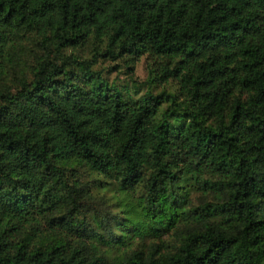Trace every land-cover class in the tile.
I'll return each mask as SVG.
<instances>
[{
  "label": "trees",
  "instance_id": "obj_1",
  "mask_svg": "<svg viewBox=\"0 0 264 264\" xmlns=\"http://www.w3.org/2000/svg\"><path fill=\"white\" fill-rule=\"evenodd\" d=\"M28 32L40 51L4 84L11 36ZM89 39L90 59L67 51ZM143 53L147 82L177 92L125 100L92 69ZM73 164L142 185L154 235L178 212L193 223L108 259L58 231L87 233ZM186 180L216 200L185 209ZM0 264H264V0H0Z\"/></svg>",
  "mask_w": 264,
  "mask_h": 264
},
{
  "label": "rangeland",
  "instance_id": "obj_2",
  "mask_svg": "<svg viewBox=\"0 0 264 264\" xmlns=\"http://www.w3.org/2000/svg\"><path fill=\"white\" fill-rule=\"evenodd\" d=\"M97 46L96 42L89 39L67 51L76 53L80 58L90 59ZM39 51L34 34L28 32L11 36L8 53L5 55L7 61H5L3 83L9 84L26 72L28 65L33 62ZM71 68L74 79H79L80 68L76 65H72ZM149 68L150 58L145 53L127 54L115 61L99 56L92 64V69L101 71L108 82L120 88L125 100L137 99L147 89L153 93L159 92L162 88L167 91H178V84L174 79L163 84L150 85L146 80ZM65 174L69 183L77 179L76 183L82 186L81 193L87 194L83 217L87 223L85 228L87 233L85 235L82 232L76 233L64 227L58 228V231L63 236L73 238L71 240H82L87 247L95 246L97 251L108 259L118 260L127 255L135 258V255L147 251L149 245L155 242L163 248L171 247L176 242L172 233L174 227L193 223L191 220L184 219V215H179L178 212L174 218L173 227L163 229L154 235L151 229V226H154V220L142 207L141 195L144 193L142 185L132 189H121L120 184L111 177L77 164L71 165ZM182 183L184 185L182 184V188L179 189V194L185 195V209L202 201L216 200L214 194L201 192L193 181L186 180ZM37 220L35 219L38 229L45 232L47 225L42 219L41 223L39 219ZM42 234L38 233V235Z\"/></svg>",
  "mask_w": 264,
  "mask_h": 264
}]
</instances>
